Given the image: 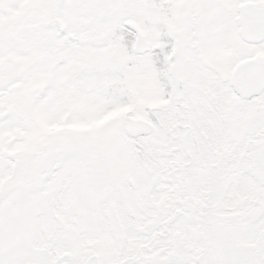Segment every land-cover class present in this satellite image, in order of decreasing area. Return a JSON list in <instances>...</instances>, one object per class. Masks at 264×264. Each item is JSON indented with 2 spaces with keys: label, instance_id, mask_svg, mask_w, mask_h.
<instances>
[{
  "label": "snow or ice",
  "instance_id": "1",
  "mask_svg": "<svg viewBox=\"0 0 264 264\" xmlns=\"http://www.w3.org/2000/svg\"><path fill=\"white\" fill-rule=\"evenodd\" d=\"M0 264H264V0H0Z\"/></svg>",
  "mask_w": 264,
  "mask_h": 264
}]
</instances>
